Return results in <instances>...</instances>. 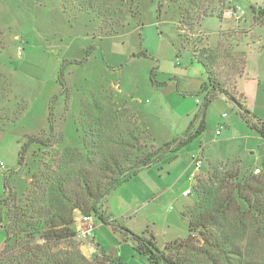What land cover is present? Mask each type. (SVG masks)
<instances>
[{"label":"rangeland","instance_id":"rangeland-1","mask_svg":"<svg viewBox=\"0 0 264 264\" xmlns=\"http://www.w3.org/2000/svg\"><path fill=\"white\" fill-rule=\"evenodd\" d=\"M163 3L159 17L160 0H96L107 15L121 17L125 24L118 32H109L99 15L80 10L75 0L67 11L61 0H0V162L4 163L0 197L6 180L18 192H25L32 173L42 168L41 161L61 148L32 144L25 166L19 164L21 145L28 137L47 139L50 135L51 112L55 131L64 134L67 145H76L80 139L75 122L80 116L112 118L137 128L148 149L181 136L203 104L201 86L208 81L194 55V42L199 47L227 50L236 58L245 54L250 70L244 80L256 82L252 89L259 83L264 88V16L259 15L264 0H225L201 16L192 9L193 24L182 21L180 13L187 5H174L170 0ZM232 7H240L244 15H229ZM255 16L263 22L257 23ZM182 40L192 43L188 46ZM226 100L221 97L210 104L207 126L200 135L134 177L135 190L146 186L143 197L147 201L131 215L118 218L120 225L136 234L154 236L163 249L169 242L188 237L182 213L197 207L194 185L197 179L206 180L215 173L212 166L220 176L238 169L241 181L254 175L264 178V139ZM257 101L264 102V91ZM203 145L206 151L200 156L202 166L192 187L188 176L196 171L194 158ZM260 165L261 171L255 172ZM176 182L174 191L158 193ZM187 186L192 193L185 197ZM258 197L264 200V195ZM241 207L248 210L244 204ZM92 218L90 237H77L86 264H101L103 259L104 264H115L111 262L117 258L124 264H157L138 250L134 239L114 231L98 217ZM246 221L252 223L249 217ZM249 239L258 243L256 254L264 259V230L250 233ZM4 242L5 232L0 228V253ZM89 244L92 251L85 249ZM58 249L73 247L62 243Z\"/></svg>","mask_w":264,"mask_h":264},{"label":"trees","instance_id":"trees-1","mask_svg":"<svg viewBox=\"0 0 264 264\" xmlns=\"http://www.w3.org/2000/svg\"><path fill=\"white\" fill-rule=\"evenodd\" d=\"M61 1L67 11L69 3L74 0ZM170 1L174 5L189 7L180 13L182 21L188 24L195 20L192 9L198 16L208 15L215 10L217 3H225V0ZM75 2L80 10L99 15L109 32H118L125 26L121 17L107 15L96 0ZM163 6V0H160L159 17ZM131 11L136 15L132 8ZM259 12L264 16V9ZM258 17L255 16L256 22L262 23ZM183 43L189 46L192 42L186 40ZM194 43V55L203 65L208 81L201 86L203 104L181 136L148 149L142 142L143 133L137 128L123 126L112 118L80 116L75 120L80 139L76 145H67L64 134L55 131L51 112L48 138L31 136L22 143L19 152L21 166H25L26 154L32 144L60 145L61 148L52 158L41 161L42 168L32 173L25 192H18L6 180L4 195L0 197V228L5 232L0 264H86L87 258L79 250L82 242L77 240V211L96 216L112 225L115 231L123 232L126 238L134 239L138 250L157 264H264V259L256 254L258 243L249 239L250 233L264 230V200L258 197L264 195L263 177L254 175L243 177L241 181L238 180V169L227 170L220 176L218 169L212 166L215 173L206 180L197 179L194 185L197 207L182 213L188 223V237L169 242L163 249L154 236L136 234L120 225L104 207L111 191L119 184L158 163L161 154L177 152L200 135L207 126L208 108L219 97L233 103L241 118L264 139V119L248 108L245 95L237 89L238 81L246 71L245 54L236 58L227 50L207 45L199 47L197 42ZM56 97L52 98L53 102ZM25 108L26 105L22 110ZM235 195L241 203L236 201ZM248 217L252 219L251 224L246 221ZM5 218L7 222L3 223ZM250 227L252 230L248 233ZM62 243H67L73 250H59ZM93 258L96 260L97 257ZM103 260L101 264L105 263ZM111 263L124 264L120 258Z\"/></svg>","mask_w":264,"mask_h":264},{"label":"crops","instance_id":"crops-1","mask_svg":"<svg viewBox=\"0 0 264 264\" xmlns=\"http://www.w3.org/2000/svg\"><path fill=\"white\" fill-rule=\"evenodd\" d=\"M247 70H250L248 58H247V65H246L245 74L242 78L239 79L238 84H237V89L240 93H243L245 95L247 106L248 107L250 106V109L254 113H256L258 116H260L261 118L264 119V102L259 103L257 101V97H259V96H261V94H263V91H264V88L262 87L263 85L261 83L255 84L256 87H254L252 89V87H253L252 83H256V82L244 80ZM253 76L257 77V75H253ZM219 98H221V97H219ZM223 98L226 99L225 97H223ZM251 98H253V102H251ZM226 101L228 102V100H226ZM224 115H225V113H224ZM206 147H207L206 145H203L201 147V150L198 153L200 156H201L202 152L206 151ZM206 155H208V154L206 153ZM146 169H148V168H146ZM143 170H141V171H143ZM197 170L198 169L196 168V171H193L188 176V181L191 182V186L194 185V176L196 175ZM140 172L137 175L133 176L128 181L122 182L121 184H119L116 188H114L111 191L109 198H108V201L104 207L106 208L107 214H109L112 219H118L120 217L124 218L125 216L131 215L133 212H135L137 210L136 208H139V205L144 206V203L147 201L143 197V195L145 194L144 189L146 186L143 187L144 189L141 188L140 191L135 190L134 187L132 186V182H131V181H133L134 177L136 178V177L141 176ZM176 186H177V182L173 185L172 184L167 185L163 188H160L158 193L174 191ZM192 187L187 186L183 189V191L187 188H192ZM185 197H188V196H185ZM149 198H150V196H149ZM81 215H82V213L77 211L75 218L79 219ZM76 223H79V221ZM89 241L91 243H93V241H91V240H89ZM85 249H86V251H88V250L92 251V246L89 244V245H87V247H85Z\"/></svg>","mask_w":264,"mask_h":264},{"label":"built area","instance_id":"built-area-1","mask_svg":"<svg viewBox=\"0 0 264 264\" xmlns=\"http://www.w3.org/2000/svg\"><path fill=\"white\" fill-rule=\"evenodd\" d=\"M239 12V13H238ZM228 14L231 16H236L237 18H240L244 15V11L240 9V7H232L229 8L228 10ZM19 53H22V49L20 48ZM217 133L219 134L220 131L217 130ZM194 163H195V167L197 169H199L202 166V159L200 157V155L198 154L195 158H194ZM4 163L0 162V167H3ZM263 167L260 166H256L255 168V172H260L261 169ZM192 193V189L191 188H187L183 191V195L184 196H188ZM92 217L93 216H88V215H81L79 219H76V222L79 221V223L76 224L77 227V233L81 238H89L93 229L94 224L92 223Z\"/></svg>","mask_w":264,"mask_h":264},{"label":"water","instance_id":"water-1","mask_svg":"<svg viewBox=\"0 0 264 264\" xmlns=\"http://www.w3.org/2000/svg\"><path fill=\"white\" fill-rule=\"evenodd\" d=\"M164 155H165V153H164V154H161V155L158 157V159H162Z\"/></svg>","mask_w":264,"mask_h":264}]
</instances>
